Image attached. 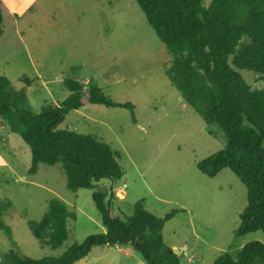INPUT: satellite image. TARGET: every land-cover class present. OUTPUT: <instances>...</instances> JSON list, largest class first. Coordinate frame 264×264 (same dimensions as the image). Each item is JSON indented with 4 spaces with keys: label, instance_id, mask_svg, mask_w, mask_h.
<instances>
[{
    "label": "rangeland",
    "instance_id": "374dc122",
    "mask_svg": "<svg viewBox=\"0 0 264 264\" xmlns=\"http://www.w3.org/2000/svg\"><path fill=\"white\" fill-rule=\"evenodd\" d=\"M1 10L0 75L24 90L29 107L61 101L68 94L65 77L83 84L92 79L112 100L132 104L130 111L86 103L58 125L90 134L118 154L121 179L96 182L97 188L111 191L105 200L113 215H130L137 200L157 216L177 209L162 235L173 252L182 254L181 264H213L221 253L234 256L249 241L264 243L261 230L234 234L246 203L239 178L228 168L213 176L197 169L199 160L224 147L225 133L206 123L170 83L164 69L171 55L135 0H32L15 23L7 1L2 0ZM239 71L252 87H264L256 74ZM30 160L29 146L0 119V198L11 202L4 216L11 239L0 231V255L19 248L34 258L56 256L105 230L92 189H68L59 164L39 163L28 173ZM52 198L75 215L55 248L41 245L27 226ZM74 264L145 263L130 246L105 245L93 246Z\"/></svg>",
    "mask_w": 264,
    "mask_h": 264
},
{
    "label": "trees",
    "instance_id": "16d2710c",
    "mask_svg": "<svg viewBox=\"0 0 264 264\" xmlns=\"http://www.w3.org/2000/svg\"><path fill=\"white\" fill-rule=\"evenodd\" d=\"M135 2L171 55L164 69L170 83L206 123H215L225 133L224 147L199 160L197 169L207 176L221 168L231 170L246 189L234 234L264 233V87H252L239 71H250L264 80V0H210L206 6L201 0ZM1 4L2 0L0 35ZM62 84L68 94L61 101L34 110L27 105L24 90L0 75V119L29 146L28 173H34L39 163L59 164L68 189H92L91 198L105 230L85 236L56 256L34 258L19 248H9L0 255V264H74L93 246L105 245L130 246L145 264H181L162 235L164 223L177 209L157 216L137 200L130 215L123 219L113 215L105 200L108 194L112 197L111 191L97 188L96 182L121 179L118 154L90 134L58 128L70 110L86 103L130 111L132 104L112 100L92 79L83 84L65 77ZM10 209V200L0 198V231L9 239L11 229L4 216ZM74 217L62 200L52 198L41 217L28 220L27 226L41 245L55 248L67 237V220ZM213 264H264V243L249 241L234 256L221 253Z\"/></svg>",
    "mask_w": 264,
    "mask_h": 264
},
{
    "label": "crops",
    "instance_id": "0c3cea01",
    "mask_svg": "<svg viewBox=\"0 0 264 264\" xmlns=\"http://www.w3.org/2000/svg\"><path fill=\"white\" fill-rule=\"evenodd\" d=\"M5 1H7V7H8V10H9V13H12V17H14L13 23H15L16 18L18 16L16 14H20L22 11H24L25 9H27L29 3L32 0H5ZM209 2H210V0H201V3L203 5H205V6L208 5ZM3 32L4 31H2L1 35L3 34ZM85 81H87V80H85Z\"/></svg>",
    "mask_w": 264,
    "mask_h": 264
},
{
    "label": "water",
    "instance_id": "95a60500",
    "mask_svg": "<svg viewBox=\"0 0 264 264\" xmlns=\"http://www.w3.org/2000/svg\"><path fill=\"white\" fill-rule=\"evenodd\" d=\"M176 251H174V253H175ZM182 257V254L180 253V254H178V258L180 259Z\"/></svg>",
    "mask_w": 264,
    "mask_h": 264
}]
</instances>
